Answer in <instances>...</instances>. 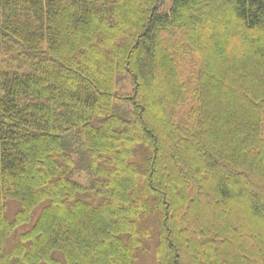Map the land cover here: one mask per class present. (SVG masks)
Returning a JSON list of instances; mask_svg holds the SVG:
<instances>
[{
  "label": "trees",
  "instance_id": "trees-1",
  "mask_svg": "<svg viewBox=\"0 0 264 264\" xmlns=\"http://www.w3.org/2000/svg\"><path fill=\"white\" fill-rule=\"evenodd\" d=\"M165 3L0 0V264H264V0Z\"/></svg>",
  "mask_w": 264,
  "mask_h": 264
},
{
  "label": "rangeland",
  "instance_id": "rangeland-1",
  "mask_svg": "<svg viewBox=\"0 0 264 264\" xmlns=\"http://www.w3.org/2000/svg\"><path fill=\"white\" fill-rule=\"evenodd\" d=\"M169 5H170V0H166L165 9H167ZM116 91L120 93L130 92V82L127 79V77L121 76L119 78L116 85ZM120 108L123 109L124 111H127V108L124 105H121ZM72 179L80 185H88L90 182L86 172H77L73 175ZM15 210H16V206L14 203L8 204L6 209L7 217L11 218L12 217L11 215L15 212ZM138 264H154V263L150 257H147L146 259L140 258Z\"/></svg>",
  "mask_w": 264,
  "mask_h": 264
}]
</instances>
